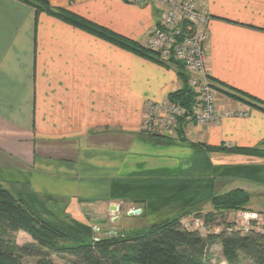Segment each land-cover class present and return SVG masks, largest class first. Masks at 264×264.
Instances as JSON below:
<instances>
[{
	"label": "crops",
	"instance_id": "obj_1",
	"mask_svg": "<svg viewBox=\"0 0 264 264\" xmlns=\"http://www.w3.org/2000/svg\"><path fill=\"white\" fill-rule=\"evenodd\" d=\"M48 1L141 45L162 15L126 0ZM207 2L208 76L260 106L220 95L215 123L184 120L181 134L151 137L143 129L149 104L183 88L175 64L0 0V183L31 207L70 211L79 200L120 199L142 206L148 224L237 189L264 208V156L190 146L264 153V0ZM113 203L109 212L119 214ZM104 209L89 207L100 215Z\"/></svg>",
	"mask_w": 264,
	"mask_h": 264
},
{
	"label": "trees",
	"instance_id": "obj_2",
	"mask_svg": "<svg viewBox=\"0 0 264 264\" xmlns=\"http://www.w3.org/2000/svg\"><path fill=\"white\" fill-rule=\"evenodd\" d=\"M18 1L31 6L38 14L46 13L130 53L167 67L171 66L163 63L157 54L145 49L140 43L69 10L53 8L48 0ZM175 66L183 88L171 93L168 99L178 104L188 118L192 115L196 95L189 88L188 76L183 66ZM229 90L233 92L228 95L232 99L247 102L253 107L260 106L256 99L234 89ZM178 133H182L181 125ZM190 146L209 153L264 156V153L257 149L199 146L193 143ZM249 201L250 195L237 189L213 198L212 206L218 212L240 211L246 209ZM215 217L213 214L207 216V224L213 223ZM19 231L31 235L37 245L18 246L7 239L9 234ZM76 236L46 222L29 210L22 200L0 186V264H24L25 258L34 256H38L39 260L32 264H52L45 250L67 252L73 257V264H211L206 241L200 232L184 229L180 219L151 225L132 240L110 237L90 243ZM73 237L75 239H72ZM212 240L221 242L228 264H242V259L250 264H264V234L255 229L243 233L233 229L231 224H226L221 233L207 237V241ZM60 241H72L74 245L60 249Z\"/></svg>",
	"mask_w": 264,
	"mask_h": 264
},
{
	"label": "built area",
	"instance_id": "obj_3",
	"mask_svg": "<svg viewBox=\"0 0 264 264\" xmlns=\"http://www.w3.org/2000/svg\"><path fill=\"white\" fill-rule=\"evenodd\" d=\"M127 1L132 4L151 3L160 8L162 15L159 24L148 31L143 47L157 54L163 63L183 66L188 76L189 88L196 95L192 115L188 118H186L185 111L169 99L159 105L149 104L143 124L144 129L148 131L161 129L162 132L167 128L174 131L182 119L194 121L199 125L218 121L216 90L207 73V31L212 19L208 12L207 0ZM233 114L230 113L228 116ZM141 212V210L134 209L130 210L128 215L139 216ZM245 215L249 219L251 216L252 220L258 218V214L255 213ZM249 219L246 221V231L250 230ZM180 223L184 229L189 231L205 230L204 223L200 219L184 217ZM259 232L264 234V229Z\"/></svg>",
	"mask_w": 264,
	"mask_h": 264
},
{
	"label": "rangeland",
	"instance_id": "obj_4",
	"mask_svg": "<svg viewBox=\"0 0 264 264\" xmlns=\"http://www.w3.org/2000/svg\"><path fill=\"white\" fill-rule=\"evenodd\" d=\"M127 1V0H126ZM128 4L131 5H137V6H148L153 5L151 3H139V4H132L127 1ZM158 11L162 14V11L159 7H156ZM144 45V44H143ZM142 45V46H143ZM213 86L216 90V99L218 104V98L220 95H224L228 98H231L228 96L229 94H232L230 90H227L221 86H216L213 83ZM222 89L224 93L220 92L219 90ZM232 99V98H231ZM235 101H240L236 100ZM145 120V117H144ZM144 124V121H143ZM164 124V122H162ZM181 122L177 125L178 127L174 128V131H170V129L165 128V131L161 129H152L151 131H148L144 129V131L147 133V135H151V137H156L158 135L161 136H169L170 132H172V135L170 136H176L178 133V129L180 128ZM166 127V126H165ZM177 129V131L175 130ZM0 186L8 191H10V187L7 185H4L0 183ZM11 192V191H10ZM246 192V191H245ZM12 193V192H11ZM248 193V192H246ZM14 195L16 198L19 199L18 191H16ZM226 194V193H225ZM249 194V193H248ZM223 195V194H221ZM250 195V194H249ZM220 196V195H217ZM214 196L213 198L217 197ZM21 197V196H20ZM212 198V199H213ZM212 199L210 202H208L207 205H204L200 209L197 210H191L186 212H180L175 216L158 220L154 223H147L145 220V213L143 214L144 209L142 206L132 207L125 201H121L120 199H114L110 198L108 201L115 202L113 203L114 206H116L118 209L121 210L119 214L110 213L107 206L109 202L104 201H98L93 200L90 202L91 199H89V202L85 200H79L74 202L73 209L70 211L62 210L61 208L54 209V206H44V207H31L26 203V201L23 202L26 204V207L34 212L37 216L43 218L46 222L50 223L53 226L59 227L63 230H66L68 232H71L73 235H77L76 237L80 240H85L86 242H97V239H104V238H110V237H119L121 240H132L138 235H141L143 232L146 231V229L154 224H158L160 222L169 221L173 219H180V221L184 217H191L194 219H200L204 223V231L202 230L200 232L202 238L206 241L207 244V251L208 256L211 259V264H228L227 258L224 254L222 244L219 240H212L207 241V237L209 235H218L221 233L222 230L226 227V224H231V227L235 230H241L243 233L247 232V226L246 221L249 219L246 213L249 214H258V218L256 220H252L251 216L249 219V229H255L257 231H261L264 229V208L260 203L251 202V195H250V201L248 205L246 206L245 210L240 211H227V212H218L215 210V208L212 206ZM21 200V199H20ZM104 207L105 209L100 211L102 214L100 215L99 212L89 210V207ZM92 209V208H90ZM141 210V214L139 215V218L137 220L130 221L128 218V212L130 210ZM210 214L216 215L215 221L213 223L207 224V216ZM222 214V215H221ZM120 218V221L116 223L113 219L117 220V218ZM129 220V221H128ZM8 240H11L15 242L18 246H26V245H37L34 239L31 235L24 231H19L17 233L9 234L7 236ZM72 239H75L74 237ZM60 244V249L69 248L70 246L74 245L72 241H60L58 242ZM45 253H48V260L52 264H73V257L68 254L67 252H60V251H49L45 250ZM39 260L38 256L34 257H27L24 259V264H32ZM242 264H250L247 260L242 259Z\"/></svg>",
	"mask_w": 264,
	"mask_h": 264
},
{
	"label": "water",
	"instance_id": "obj_5",
	"mask_svg": "<svg viewBox=\"0 0 264 264\" xmlns=\"http://www.w3.org/2000/svg\"><path fill=\"white\" fill-rule=\"evenodd\" d=\"M117 210H118V208H116ZM137 213H139L138 211H137Z\"/></svg>",
	"mask_w": 264,
	"mask_h": 264
}]
</instances>
